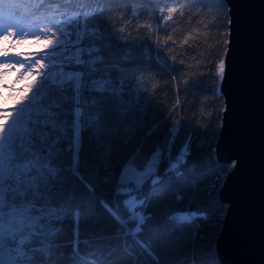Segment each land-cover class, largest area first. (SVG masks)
Instances as JSON below:
<instances>
[{
	"label": "snow or ice",
	"instance_id": "snow-or-ice-1",
	"mask_svg": "<svg viewBox=\"0 0 264 264\" xmlns=\"http://www.w3.org/2000/svg\"><path fill=\"white\" fill-rule=\"evenodd\" d=\"M255 7L0 0V95L12 98L0 106V264H222L234 178L247 228L232 264H264V0ZM209 75L217 110L183 120L179 94ZM161 86L176 92L166 111L152 103ZM230 113L241 131L222 161Z\"/></svg>",
	"mask_w": 264,
	"mask_h": 264
},
{
	"label": "water",
	"instance_id": "water-1",
	"mask_svg": "<svg viewBox=\"0 0 264 264\" xmlns=\"http://www.w3.org/2000/svg\"><path fill=\"white\" fill-rule=\"evenodd\" d=\"M255 5L254 11L258 10L260 0H251ZM236 86V74L233 72L224 85L225 92L230 96L233 95ZM223 99V98H222ZM240 126L233 113L229 114L226 121L225 131L220 139L219 159L227 160L230 153L226 151L225 145L231 143L239 134ZM224 197L232 201L231 209L227 213V219L224 222V231L220 241V260L222 264H232L235 260V242L246 231V215L247 209L242 199L237 194V180L234 178L230 180L225 188Z\"/></svg>",
	"mask_w": 264,
	"mask_h": 264
},
{
	"label": "trees",
	"instance_id": "trees-1",
	"mask_svg": "<svg viewBox=\"0 0 264 264\" xmlns=\"http://www.w3.org/2000/svg\"><path fill=\"white\" fill-rule=\"evenodd\" d=\"M209 43H213L211 38L209 39ZM127 49L120 50V54H123L127 52ZM132 52H137V51H142V50H137L133 48L131 50ZM167 71L164 72L163 74V79L161 80V85L164 84V81L167 79ZM211 77L210 75L205 78L204 81L198 86L197 90L195 93L189 91L187 95L184 92H181L180 99L183 104V111L179 113L180 117L183 118V120L188 121V120H193L196 115L200 114L201 110H204L205 112H215L217 110V107L219 105V101L215 100L214 98H211V91L206 87V84L210 81ZM206 95L208 98L202 100L201 96ZM176 98V92L175 90L170 87V86H161L160 90L158 92H155L154 94V99L152 101L153 104H163L164 108L159 109L160 111H166L168 107L171 106L172 102ZM222 99V97H221ZM205 120L210 119L209 116L204 117ZM215 123L213 122L212 124H209V128H214ZM183 137V132L180 134V138ZM203 139V149L205 152L208 150V145L211 143L210 139L207 138H201ZM199 142V141H198ZM208 228L211 227V224L206 226ZM187 264V262H185ZM197 264H207V260H201L197 259Z\"/></svg>",
	"mask_w": 264,
	"mask_h": 264
},
{
	"label": "rangeland",
	"instance_id": "rangeland-1",
	"mask_svg": "<svg viewBox=\"0 0 264 264\" xmlns=\"http://www.w3.org/2000/svg\"><path fill=\"white\" fill-rule=\"evenodd\" d=\"M12 80V76H8L7 81L6 82H10ZM21 85L20 84H15L13 85V95H15V89L16 88H20ZM12 104V98L10 96H7L6 94L4 95H0V106L3 107H8L11 106Z\"/></svg>",
	"mask_w": 264,
	"mask_h": 264
}]
</instances>
